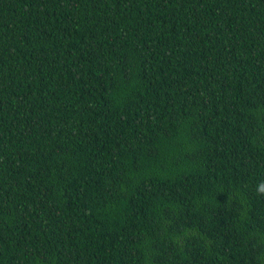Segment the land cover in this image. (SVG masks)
Wrapping results in <instances>:
<instances>
[{
	"label": "trees",
	"instance_id": "trees-1",
	"mask_svg": "<svg viewBox=\"0 0 264 264\" xmlns=\"http://www.w3.org/2000/svg\"><path fill=\"white\" fill-rule=\"evenodd\" d=\"M264 0H0V264H264Z\"/></svg>",
	"mask_w": 264,
	"mask_h": 264
},
{
	"label": "clouds",
	"instance_id": "clouds-1",
	"mask_svg": "<svg viewBox=\"0 0 264 264\" xmlns=\"http://www.w3.org/2000/svg\"><path fill=\"white\" fill-rule=\"evenodd\" d=\"M256 193L257 195H264V182H261L256 187Z\"/></svg>",
	"mask_w": 264,
	"mask_h": 264
}]
</instances>
